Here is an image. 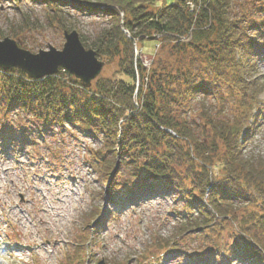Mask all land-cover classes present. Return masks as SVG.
<instances>
[{"label": "trees", "instance_id": "obj_1", "mask_svg": "<svg viewBox=\"0 0 264 264\" xmlns=\"http://www.w3.org/2000/svg\"><path fill=\"white\" fill-rule=\"evenodd\" d=\"M187 1L98 0L115 22L94 42L82 41L98 56L118 58L127 79L100 78L84 88L64 70L31 79L0 69V107L99 139L88 158L110 182V197L119 191L135 198L146 189L175 194L182 204L177 226L149 245L151 259L164 251L264 264V155L247 150L262 112L263 13L255 3L237 12L235 0H191L193 10ZM76 2L90 0H48L65 28L59 3ZM153 36L160 46L147 67L134 43L143 49ZM100 213L94 207L87 227ZM83 252L77 247L75 257Z\"/></svg>", "mask_w": 264, "mask_h": 264}, {"label": "rangeland", "instance_id": "obj_2", "mask_svg": "<svg viewBox=\"0 0 264 264\" xmlns=\"http://www.w3.org/2000/svg\"><path fill=\"white\" fill-rule=\"evenodd\" d=\"M97 1L59 3L65 28L58 15L51 13L48 0H0V40L12 37L33 53L49 51L51 46L62 51L64 31L76 29L87 44L92 43L115 22L109 8ZM254 3L264 17V0L234 1L237 12L242 5L252 10ZM261 32L257 59L263 76L258 81L264 88V30ZM154 39L148 38L143 49L134 43L147 67L160 46ZM97 57L105 66L96 80L127 79L118 58ZM260 100L263 113L256 112L259 120L247 150L264 155V91ZM193 106L196 112L199 103ZM99 147L101 141L81 128L66 124L50 130L18 109L5 112L0 108V264H66L76 252L79 237L87 236V217L96 206L102 212L89 228L91 241L75 264H96L102 258L108 264L151 260L144 257L150 256L147 248L156 238L173 233L175 212L182 204L174 193L154 194L151 190L135 198L119 191L110 197L108 185L88 158L89 150ZM163 255L164 251L158 260L148 263L195 264L184 253ZM249 263L234 259L205 264Z\"/></svg>", "mask_w": 264, "mask_h": 264}, {"label": "water", "instance_id": "obj_3", "mask_svg": "<svg viewBox=\"0 0 264 264\" xmlns=\"http://www.w3.org/2000/svg\"><path fill=\"white\" fill-rule=\"evenodd\" d=\"M64 35L66 43L62 51L51 46L49 51L40 50L38 53L22 48L17 40L6 36L0 40V67L4 70L18 68L33 79L57 74L60 68H64L80 79L85 87H90L103 71L105 61L97 57L94 49L83 44L76 29L65 30ZM98 264L106 263L101 260Z\"/></svg>", "mask_w": 264, "mask_h": 264}]
</instances>
